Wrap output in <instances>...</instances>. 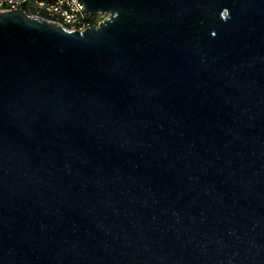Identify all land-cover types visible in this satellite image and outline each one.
<instances>
[{"label":"water","instance_id":"water-1","mask_svg":"<svg viewBox=\"0 0 264 264\" xmlns=\"http://www.w3.org/2000/svg\"><path fill=\"white\" fill-rule=\"evenodd\" d=\"M0 12V264H264V0Z\"/></svg>","mask_w":264,"mask_h":264},{"label":"built area","instance_id":"built-area-1","mask_svg":"<svg viewBox=\"0 0 264 264\" xmlns=\"http://www.w3.org/2000/svg\"><path fill=\"white\" fill-rule=\"evenodd\" d=\"M32 1L41 3L38 0ZM58 1H64L71 7L70 16H63L62 12H58L61 14V24L59 25L67 31L83 30L85 28H88L89 26H95L102 18H104L103 14H89L86 10H84L82 4L77 0ZM46 6H51L52 8H54V4ZM10 10H21L22 12H24V8H19L16 6V4L6 5L5 0H0V12H6Z\"/></svg>","mask_w":264,"mask_h":264},{"label":"bare ground","instance_id":"bare-ground-1","mask_svg":"<svg viewBox=\"0 0 264 264\" xmlns=\"http://www.w3.org/2000/svg\"><path fill=\"white\" fill-rule=\"evenodd\" d=\"M41 3L33 2L32 0H5L6 5H14L16 4L19 8H24L25 10H33L31 11V15L43 18L47 21L54 22L57 24H61V14L58 12H62L63 16L71 15V7L68 3L64 1L58 0H38ZM54 4V8L51 6H46ZM31 7V9H30ZM28 15V14H27Z\"/></svg>","mask_w":264,"mask_h":264},{"label":"trees","instance_id":"trees-1","mask_svg":"<svg viewBox=\"0 0 264 264\" xmlns=\"http://www.w3.org/2000/svg\"><path fill=\"white\" fill-rule=\"evenodd\" d=\"M30 9H31V7H30ZM31 11H33V10L32 9L31 10H25L26 14H28V15L32 14Z\"/></svg>","mask_w":264,"mask_h":264}]
</instances>
